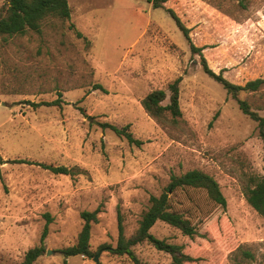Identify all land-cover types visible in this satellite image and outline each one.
I'll return each instance as SVG.
<instances>
[{"label": "rangeland", "instance_id": "1", "mask_svg": "<svg viewBox=\"0 0 264 264\" xmlns=\"http://www.w3.org/2000/svg\"><path fill=\"white\" fill-rule=\"evenodd\" d=\"M68 3L69 22L53 20L42 34L11 38L1 48L0 264L22 262L42 244L46 226L45 252L34 264H97V255L101 264H135L111 253L119 212L130 237L150 197L160 195L172 175L193 169L218 181L226 209L203 190L179 189L171 194L173 209L197 234L184 236L163 222L151 232L198 259L185 264H264V217L243 193L245 177L264 174L257 122L204 72L163 8L147 0ZM175 8L195 44L218 68L228 67L232 80L264 73V0H181ZM72 23L87 40L76 36ZM178 77L182 118L160 123L142 100L157 89L169 95ZM240 98L264 116V87ZM56 100L59 105L46 104ZM105 123L130 125L142 145H131ZM20 159L65 166L72 174L13 162ZM99 206L90 239L94 257H66L63 250L83 227L82 212ZM133 250L144 264H172L148 243Z\"/></svg>", "mask_w": 264, "mask_h": 264}, {"label": "trees", "instance_id": "2", "mask_svg": "<svg viewBox=\"0 0 264 264\" xmlns=\"http://www.w3.org/2000/svg\"><path fill=\"white\" fill-rule=\"evenodd\" d=\"M3 6H0V52L1 48L8 43L11 38L24 37L30 33L42 34L44 26L53 20L61 22H69L71 19V8L68 0H3ZM154 8H163L176 22L178 28L184 34L190 50L193 54L200 56L201 65L204 72L213 80L218 82L227 91V94L236 100L240 110L250 119L257 122L259 136L263 142L264 149V116H260L256 111L252 110L248 101L240 98V94L258 92L264 87V73L254 78H247L243 81H234L229 77V68H218L210 61L204 51V47H198L193 41L192 28L181 18L176 11L175 6L181 0H147ZM70 28L75 31L79 38H87L76 29L75 25L70 24ZM1 64V61H0ZM182 77H178L169 84V95L166 90L157 89L150 92L143 100L142 106L144 110L160 123L177 124L182 118L180 108V85ZM104 92L106 90L98 85ZM168 100V102H166ZM49 106L60 104V100L46 103ZM40 104H35L38 107ZM103 128H110L119 137L125 138L131 145L141 146L142 141L135 138L130 131V125L118 128L110 124H102ZM21 164H37L45 170H49L54 174H72L71 169L65 166H54L45 163H32L26 159L13 161ZM264 171V167H263ZM199 189L203 190L208 199L217 206L226 209L227 200L223 194L220 184L210 174L193 169L180 175H172L169 185L160 195H152L149 199V207L142 214L138 223V228L133 235L127 237L125 235V227L123 215L118 214V241L116 247H111V253L117 256L127 255L135 264L142 263L133 248L142 243H148L156 250L167 253L172 260V264H185L194 262L198 259L192 258L184 252L183 246L168 242L166 239L156 237L152 232V228L158 223L163 222L168 226L179 230L184 236L193 238L197 234L195 226L190 219L177 210L173 209L172 192L179 189ZM243 193L247 203L262 217H264V174L261 176L250 175L243 180ZM101 207L94 211H84L81 214L83 219V227L78 235L74 245L63 250L66 257L71 256H87L94 257L91 252L90 239L93 224L99 222V214ZM50 222L51 219H49ZM48 234V226L45 227L41 242L42 244L30 249L22 262L19 264H34L39 257L45 252L43 241ZM251 256L250 253H245ZM64 264H67L65 261ZM101 264V263H97Z\"/></svg>", "mask_w": 264, "mask_h": 264}, {"label": "water", "instance_id": "3", "mask_svg": "<svg viewBox=\"0 0 264 264\" xmlns=\"http://www.w3.org/2000/svg\"><path fill=\"white\" fill-rule=\"evenodd\" d=\"M48 253H49V252H48ZM98 258H99V255H97V256L95 257V259H94V261H95L96 263H99Z\"/></svg>", "mask_w": 264, "mask_h": 264}]
</instances>
